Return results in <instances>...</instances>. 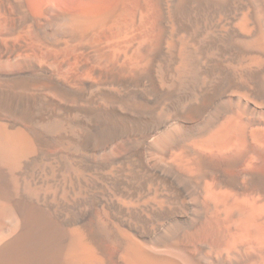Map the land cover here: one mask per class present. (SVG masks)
Instances as JSON below:
<instances>
[{
  "label": "bare ground",
  "instance_id": "obj_1",
  "mask_svg": "<svg viewBox=\"0 0 264 264\" xmlns=\"http://www.w3.org/2000/svg\"><path fill=\"white\" fill-rule=\"evenodd\" d=\"M0 264H264V0H0Z\"/></svg>",
  "mask_w": 264,
  "mask_h": 264
}]
</instances>
